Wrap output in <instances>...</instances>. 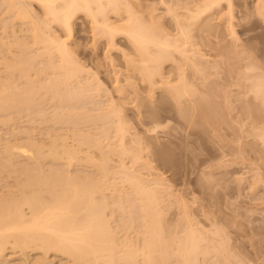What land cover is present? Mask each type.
Returning a JSON list of instances; mask_svg holds the SVG:
<instances>
[{
    "label": "bare ground",
    "instance_id": "obj_1",
    "mask_svg": "<svg viewBox=\"0 0 264 264\" xmlns=\"http://www.w3.org/2000/svg\"><path fill=\"white\" fill-rule=\"evenodd\" d=\"M4 1L2 2L5 3V6L4 3H2L1 6H3V8H0V10H2V12L3 11L5 12L4 17L6 16V14L8 17H5L7 19V22L3 23L6 21L2 15L4 12L0 14L2 15L1 17L4 18L3 20L0 19L3 21V22L0 21V24L2 23L4 24L2 25V27L0 26L4 31L3 32L4 34L3 33L0 34V67L2 68L4 67L3 71H5L4 73L2 71V74L0 72V115H1L0 125L1 123H4V125H6L5 129H7V125H9L8 129L12 128L13 130L16 131V129L14 128L17 126L16 123H18V120L15 119L14 117L15 115H17L18 117L24 114L25 112L32 113L35 111L34 113H38L43 111L44 107L43 105L40 104L41 103L45 104V102H43L44 100L40 99L41 97L43 98L50 97L49 99L51 101H53V99H55L56 101L57 99V101L59 102L56 103H58L59 106H61L60 104L62 102L65 103L68 101L71 102V103L68 102L66 103V105L64 104L62 107H59L60 109L63 108L62 113L61 112L58 113L60 110L59 108H55L56 107L55 105L52 114V116L53 115L54 116L51 117L52 119L57 118V120L60 121L64 117L66 119L67 118L69 119L70 117L75 122H77L78 120H80V117L79 119H77L79 113L80 115L81 113L83 114V110L77 109L78 107L77 103L78 102L81 103L80 107H84L83 105H85L84 102L83 103L80 102L84 100H80V99L89 96L90 99L92 98L94 101V98L92 96L88 95V93L86 95V91L89 90V88L91 89V87H89L90 85L88 84L89 82H87L84 78L83 79L85 81H83V79L81 78L83 76L85 68L76 61V58H74L75 57L74 50L71 49L73 51L71 52L69 50L70 46H68L69 45L68 39L72 37L74 31L73 30L74 18H76L79 15H83L84 17L88 18L91 21L92 23L91 28H92V32L94 33V40L97 41L101 38L105 39L106 40L105 43L108 47V50L111 51L116 49L117 47L116 38L119 35H123L126 38V40L130 42V45H132V54L131 55H127L128 53L124 54L127 63L125 68L128 72L126 74V81L129 86L135 87V84L134 82H132V79L135 78V76H138V78L142 82H144L149 88L153 89L160 87L161 85L163 86L160 88H169V89L171 88L172 90L169 93V95L170 96L172 95V97L174 98L173 100L175 105H178L179 108L182 107V105H186V108H182L185 110L184 111L185 116L183 115V117L189 115L190 116L189 118L192 119L193 121H196V119H198L197 121H199L200 123L202 122L203 125H209V126L212 125L213 127L215 125L217 126V124L221 122V119L223 117L220 106L216 105L213 99L206 98V96L203 97L198 94L199 92H195V90L193 89L199 88V86H201V88L217 87L215 86L216 82L213 79L214 74L213 72H211V70H213V68L215 69V67L217 66H218L217 70H219L220 68L219 63L221 65V61H223L222 59L219 63L214 62L215 67H212L211 65L212 62L209 61V59L207 60L204 59L205 57V55L203 54L204 52H202L203 51L202 49L201 51H199V49H197L198 46L199 47L200 45L202 46L204 42V44L207 45V47L205 48L209 47L212 50L215 49L220 50L219 53L222 52V54L220 55L222 56L224 55V57L226 56V58L228 57L227 59L231 58V60H234V56L236 52H238L235 51V48H231L227 50L228 52L226 51L227 52L226 54L225 46L223 47L221 46L223 39L218 35V31H219L218 28L220 29V27L218 24H215L216 23L215 21H217L216 19H218V16L222 15L221 12H223V10L222 11L218 10V8L225 0H191V2L187 1L188 4L191 3L190 4V6H192L191 9L187 6H184L182 2L181 3L183 5L179 2L175 4V7L169 6L168 12L172 14L171 15L172 17L174 15L175 16L174 18L176 20L175 23L176 25L174 26L173 25L174 23L172 24L173 27L174 28L176 27V30L178 31V34L176 33H175L176 35L174 34L175 36L170 31H168L170 32L169 34L167 32L168 29L163 27V23L157 20L160 17L158 15H155L154 13L155 9H152L151 12L147 14V17L145 19L144 17H142V15L140 16L139 11L135 10L134 4L129 0H4ZM159 2L163 5L169 3L168 0H159ZM227 2L229 5L228 6L229 15L233 17L234 15L233 0H227ZM33 4H37L40 7V9H42L41 11L43 12L42 14L43 16L41 15L39 16L43 18L35 15L32 12L33 10L31 9ZM183 6L184 8H188L187 10H189L188 11L189 13L186 12V14L185 13L182 14L177 12L178 8L179 7L183 8ZM255 7H257L255 8L256 12L258 10L257 13H263L262 10L264 8V0H256ZM224 15L225 13L223 14V16ZM113 17L115 19L117 18L116 22L112 20ZM180 17H183L187 20L185 21V19ZM231 17H229V19ZM213 21L215 23H213ZM19 24L20 25L27 24L26 25L28 26L27 31L29 32L28 38L31 37L28 39V42H26V40L23 41L25 38H18V35H17L18 40L15 39L16 36H14L15 35L14 29ZM55 25L65 30L67 35L66 36L67 38L65 40L62 39L61 41L60 40L61 37H58V35H55V33H53L54 30L52 31V28ZM174 28L173 30H175ZM10 29L11 30L13 29L12 32L14 31L12 33L13 37L10 36L11 34L9 33ZM248 30L249 31L253 30V27H250L249 29H247V31ZM194 32L197 34L194 35L193 34ZM231 33L234 36H236L235 30L232 29ZM9 37L10 40L13 38L12 40L13 41L17 40V42L8 40ZM212 37H214L215 39L217 38L219 39H217L218 41L217 40L214 41L213 40L214 38ZM196 38H200L202 40L201 42L202 44L200 42L196 43L199 40L197 39L195 42L194 39ZM10 42H12V44L15 43L16 47L18 45L20 50V55L17 53L18 56L14 57L12 60L10 58L11 55H7V58L9 56L8 58L9 60L5 57L6 56L5 54H9V53L12 54L11 52L14 53V51H12L13 50L12 48L15 44L12 46ZM9 45L10 48L12 47L11 48L12 50L9 49L8 47ZM230 45L233 44L231 43ZM36 48L38 49L35 50ZM228 48H230V46ZM31 49L32 50L34 49L35 51L34 55L31 54L32 51ZM201 52L203 55L199 54ZM207 53L210 54V52ZM198 54L201 56V57L199 56V59L197 56ZM177 56H179V58ZM169 62H171V64L169 65L174 64L173 65L174 67L172 66L174 69L172 68L171 71L169 70L167 71L168 73L170 72L174 74L175 78H172V80H171L172 74L171 75L165 74L166 72H164L166 71L164 70L165 67L164 65ZM3 64L5 66H3ZM232 64L230 65L229 63L227 65L231 68ZM209 66H211L212 68ZM2 68H0V71L2 70ZM254 69H256V67H253L251 65L248 67V70H254ZM47 72L48 73L50 72L51 75L49 74L48 79H45L47 82L43 78L42 80L45 82L42 81L41 83L40 81L41 78L44 75H46L45 73ZM3 74L5 76L1 77ZM190 74L192 76L191 78L189 77ZM166 75H168L169 77L168 76L166 77ZM246 79L250 82L249 88H251V92L255 94L256 98H258L257 100L261 99L264 105V76L262 75L249 76ZM195 80L197 82H195ZM236 85L238 87L240 86L239 83L238 84L236 83ZM122 88H119V91L120 89L122 90ZM42 91L45 94H43ZM39 92H41V94L43 95L38 94ZM92 92L93 91L91 90L89 91V93ZM91 95L94 94L92 93ZM37 96L39 97L40 102L38 101ZM94 96L97 97L96 94ZM164 97L167 98L166 96ZM162 99L164 100V98ZM50 100H48L47 98V100L45 101H50ZM87 100H85L86 101L85 103L89 104V100L88 102ZM163 100H161V103L163 102ZM73 101L74 102L76 101L75 102L76 106L72 104L74 103ZM70 104L72 106H70ZM64 106L67 107L64 108ZM40 108L43 109L40 110ZM45 109H47V107H45ZM45 109L43 112H46ZM96 109L95 111H98L97 113L98 119H97V115L91 114L89 111H87L88 113H90V116L95 115L97 120H95V117L91 116L92 119L95 120V122H93L92 119L89 118L90 117L89 115L86 116V118L85 115H83L84 117L83 116H82L83 118L81 117L82 119L79 121V123H82L83 121H85L86 123L88 122L91 123L90 122L91 120L93 125L95 124L97 130L96 134L98 130L102 128L100 133L104 131L102 133L103 136L100 133L99 135L97 134L100 137L96 136V134L93 136L95 139L93 137L91 139L90 138L91 136L89 137L82 136L81 138L84 137L85 138L83 139V141L80 140L82 141L79 143L81 144V149L82 147H84L83 149H85V146L87 145L90 146L92 144L93 147L95 148L99 146L101 147L103 141L102 140L100 141V138L103 139L102 137H104L105 136L104 134H106V139H107L109 136L108 132L109 130H111L109 128L110 125L108 126L107 125L108 123L106 124V121L108 122V118H112L111 120H109L111 122L109 124H112L110 127L113 126L111 131L112 132L114 131L113 129L114 126L117 127L115 131L119 135L118 138L120 137L119 140H121L122 138L121 142L119 143H121V146L123 148L125 147L124 149H126V146H124L125 143L123 144V137L121 136L125 135V134L123 135V133H125L126 130L128 131V127L127 124L125 123L126 121L120 118L121 116L119 117V114L121 112L118 110L117 107L113 108L115 110L108 109L111 110L109 112L107 110H102L103 111L102 112L100 108H96ZM116 109L118 110V112ZM256 109L254 110V112L257 115L264 113L259 108ZM56 110L57 113H55ZM99 110L101 112H99ZM104 111L106 114L104 113ZM1 112L5 114V115L3 114L4 118ZM87 112L85 111V113ZM181 112H183V110ZM31 113L29 116L32 115L31 117L33 118L29 117L31 119V120L29 119V121H32L34 117H36V115L38 116V114H35V116H33L34 114ZM152 114L153 116H155L157 114V111L156 112L153 111ZM46 115L47 114H45L44 116L43 114L42 117L41 116L40 117L43 119H47L46 117L48 116ZM74 117L77 118L74 119ZM115 117H117L119 119L117 120L120 121L118 125L116 121L114 122V120L116 119ZM84 118L88 122L84 120ZM87 118L90 120H88ZM99 120H100L99 124L103 120L102 125L105 124L104 126L107 125L108 128L105 129V127L102 125L101 128H99L100 127L99 124L97 127L96 122H98ZM74 121L71 120L70 122L69 120L68 122L74 124ZM61 122L67 123V120L66 121L62 120ZM124 123L126 124L125 126L127 127V129L124 127ZM15 124L16 126H14ZM104 129L108 130V132L106 133ZM27 130L29 131V129ZM27 130L25 131L20 130L19 133L21 135V131H22L23 136L27 134L26 138L29 139L28 142L27 139H25L26 142L25 140L21 139L25 143H23L21 140L20 142L13 141L14 143L12 142L6 143L5 141L1 143L2 140H0L1 146H3V144L5 143L3 148L0 146V169H2V172L7 173L8 171L7 168H11L13 166H14L13 168L17 170L18 167H21V163L23 165L29 161V163H26V165L22 166L23 169L21 170V172L19 171V169L21 168L18 169L19 175L20 173L21 176H23L22 175L23 173L25 175V179L23 178L24 179L23 182L21 178H19V180H21L20 181L21 183L19 185L21 192L20 193L18 192L19 191L18 187L14 188L15 190L18 189L17 194L20 197L18 196L17 197L20 199H17V197L14 196L15 192L14 194L13 193L9 194L10 196L11 195L14 196L15 197L14 199L13 198L10 199L8 195H7L8 199L6 198L4 199V201L2 198H5L6 196L1 198L2 200L0 202V264H38L39 260L37 259V257L38 258L40 257V262H41V259L47 260L51 258L50 256H52L53 258L56 256L63 257L65 258V260L63 259V261H66V257H67L68 259H72L74 261V263L71 264H139L142 262H143L142 264H196V263L208 264V262H205L207 260L206 256L207 255L209 256L211 251H212L211 256L214 255L213 253L216 254L217 252V254H219L218 257H220V255H222L223 257L222 259L211 258L210 260L212 261V264H214L215 261H217L216 259H218V261L221 260L220 262H218L219 264L221 263L222 264L223 263L253 264V262L251 261L245 263L243 262V260L239 259L240 257V256L238 257L239 253L237 255L236 254L237 252L233 250L237 246L236 247L234 246L235 248L231 247L233 248L232 249L233 251L229 249V245H230L229 240L226 241L225 238H222V237L227 238L226 236L227 233L225 234L226 231L224 230L225 228L223 229L222 226L221 228L217 226L214 220H212L214 223L210 222L209 224V220H208L209 217L208 218L206 217L208 220V224L209 225L212 224V228L214 230L216 229V231H213V229L211 230V232H209L210 230L207 231L204 230L203 229L204 227L203 228L201 227L204 226L203 221H202L203 225H200L201 223L199 224L198 222L196 223V225H198L196 226V228L200 226L201 228L200 227L199 228L201 229V231L199 228L194 230L193 228H195V226L189 224L187 221V225H191L189 226V230L190 227L193 226L191 231L188 232L189 231L188 228L184 229L185 228L184 226L183 231L180 234L183 237L182 236L180 237L179 235L180 231L177 229L172 231V233L179 231L178 235L177 236L175 235L177 234L176 232L174 233L173 236L171 231L166 227L167 225L163 219V216L162 218L160 217L161 213L163 215V211L160 210L161 207H158L159 204L161 203L159 202L161 201V198L157 197L159 196L158 194H161L160 189H158L160 193L159 192L157 193L158 190L155 186L154 188L149 185L150 189H148V184H147L148 182L142 181L144 179L143 178L141 179V177L138 174L136 176L137 178L133 176V174L134 175L136 174L133 172L132 174L128 171L127 168H124L125 166L123 162L121 163L122 166H119V169L120 167H122L123 168V169L121 168L122 170L125 169L124 172L125 171L129 172L132 176L131 178L130 177L129 178L130 180L133 179L132 181L134 182L133 183L127 180L128 178L126 177L128 174H126L125 172L126 176H124L125 178L124 177L123 178L125 179L126 182L129 181L128 183L131 184H128L127 186V189L129 188V190H127L125 187L124 192L125 193L126 191L129 192L131 188L134 190V191L132 190L133 191L132 193L137 191V193L140 195L137 194L138 195L137 197L136 193H134L133 195L129 196L130 193L128 192H127L128 195L127 193L126 194L122 193L124 188H122L123 190L121 188H113L112 191H115L116 189H118L119 192L121 190L122 191L120 192V197H118L117 194L119 195V193H116L117 192L116 190V192H114L116 194L111 196L112 198L111 200H109L110 199L109 196L111 195L112 192H110L111 190L107 186V183L109 182V180L107 179H109L108 178L110 174L109 171L111 169L109 168V162H110L109 160L111 158L109 159L108 156H111L112 153L117 154V152H121V151L122 154L120 153L121 155L118 154V156H124L126 151L128 155H130L129 154L131 153L130 150H132L133 148L130 149L129 147H127V150L124 153L123 152L124 149L122 147H119L120 145L118 146L116 143L115 146L112 144L114 146L113 149L115 151L118 150L115 152L112 149L113 146L109 143L112 147L109 145L107 146L106 149L112 152L107 153L108 150L105 151L106 154H111V155H104L105 151L101 150L102 152L101 157L102 155L103 157H102V161L99 162V166H98L99 172L97 171L96 168L94 169L96 170L97 174L96 172L82 173L83 170H81L82 175L80 173L77 174L78 172H80L78 171L80 170L78 168H77L78 170L74 168L76 169L75 173L77 172L76 173L77 175L73 174L74 169L73 172L72 170L70 171L72 173L68 174L66 172H68V170L71 169L68 163L70 164L75 163L74 161L77 160V155L79 156L81 152L80 145L79 147L75 146L77 148L73 146L70 147V144L67 142L66 139L67 136L63 134L65 136L64 137L61 134L59 135V138L57 137L54 140L52 139V142L51 139L49 140L50 142H48V144L51 143V145L49 146H52V148L51 147L48 148L47 144L45 145L46 142L43 141L44 143L43 142L40 143L37 142V140L36 141L33 140L32 137L30 136L31 132H28ZM7 131L10 132L9 130ZM261 138L263 139L264 137L261 136ZM42 144H44L45 146ZM116 146H118V148ZM43 147H45V150L49 149L48 154L45 153L47 152V150L44 151ZM108 147H110L112 150ZM115 147L117 149H115ZM119 148H122L121 151ZM97 149L100 150L102 149V147ZM132 153H134L135 156L136 154H138L140 158V154L138 151L136 153V151L134 150V152L132 151ZM87 156H89V154ZM86 157H85L86 160L82 157L83 158L82 160L83 161L85 160V162H87L90 156L87 158ZM15 158H17V160L18 158H20L21 161H18L20 166H18L19 164L17 163V160ZM48 158L52 159L53 162L51 161V163L53 164L56 161L58 162V160L60 161L62 159L60 161V162L63 161L61 165L65 164L64 160H66V163L68 162L67 166L66 164L64 165L66 166V169L63 168L64 166H62V168L66 170V172L63 169H61V165L59 164L60 162L58 163L60 165V168L56 167L57 165H55V166H51L53 167L51 169L50 167L49 169L47 168L48 171L47 170L43 171L45 168V164L44 167L41 166L43 165L44 162H47L46 159ZM90 158L92 161V159L94 160L95 157L93 158L91 156ZM135 158L133 157L132 160L134 161ZM139 158L137 157L136 160H139ZM89 160L87 162L88 165H86V163L84 162L85 166H89V165L91 166V161L89 162ZM42 161L43 163L41 164ZM14 162L15 164L16 163L18 164L16 165L17 167L15 166V164L11 166L12 163ZM81 165L80 168L82 169ZM13 168L12 171L9 172H13ZM16 170H14V172H18ZM23 170L24 172L22 173ZM33 170L35 171L33 172ZM85 170L86 167L84 171ZM87 170L92 171L90 169ZM124 172H122V174ZM88 173L89 174L92 173L93 175H88ZM98 173L100 174V176L101 175L102 176L98 177L99 176ZM130 174L128 176H130ZM17 181L18 179L15 180L18 186L19 182ZM113 181H111V188L113 186L114 187L116 186V182ZM112 182L113 184L115 183V185H113ZM118 185L119 183L117 184V187H119ZM160 186L162 185L160 184ZM106 189H108L109 191H107ZM106 191L107 193L110 192V195L109 194L107 195ZM123 194L127 195V197L125 196L126 198L130 197L132 199L133 196L135 198L137 197L135 200L138 199V202L133 201V199H132L133 202L126 201V199H124L125 197L123 196ZM141 195L143 197H142V201L140 202L139 200H141L140 199ZM114 197H117L119 199ZM130 198L127 200H130ZM124 203L127 205L128 210H126ZM133 203H137V204L139 203V204L132 205ZM140 203H142V206L140 205ZM128 205L131 206V207L129 206L130 209ZM113 206H116L115 208L117 209L118 212L113 209L114 208ZM137 206L142 207L141 213H140L141 208L138 210ZM109 207L113 210H111ZM109 209L112 211V212L109 211L111 212V214L108 213L109 215H111V217H108L107 216L108 214L106 213ZM136 210L139 211V212L137 211L138 212L137 214L139 213L140 215L142 214L143 218L146 219L145 227L141 228V226L139 225L137 226L135 224L138 227V230L136 227L135 229H133L134 223H136L134 222L136 219L133 220L134 215L136 217ZM115 212L120 214L116 215ZM205 213H207L206 210ZM142 216H140V218ZM206 216H208V214H206ZM113 218L114 221L116 219L119 221L118 225H117L118 221L115 222L116 223L115 226L117 225L115 227L116 230H113L114 228L111 230L113 226L109 224V219L112 222ZM125 220L128 221L125 222ZM141 220L139 224L141 223ZM136 221L138 222V219ZM196 221L199 220L195 219V222ZM120 222L123 224H121ZM129 222H131L132 225L128 224L127 226V223ZM162 222H164L165 225H162L163 224ZM112 224H114V222H112ZM120 224H121V228H120ZM214 224H216L217 227ZM122 225H125V227H122ZM131 226H133V228ZM163 226H165L169 230V234L167 230L164 231L165 227L163 228ZM126 227H128L129 230ZM122 228L127 229L124 231L126 232L125 234L124 232L121 233L123 234V236L119 232V231H123ZM143 228H145V234H147L150 237L149 239L147 236H146L147 238L145 239L144 235H142L141 232H140L141 234L137 233V231L138 232L143 231L144 230ZM210 228L211 226L208 229ZM130 229H132L133 231L137 230L134 231V233L140 234L141 236L144 237L143 240L141 239L143 238L141 236H138L137 239L135 238V240L140 239V241H143L142 243H140L139 241L136 244L134 241L131 240L133 238H131L132 236L130 235V232L133 231H131ZM221 229H223L224 232ZM184 230L186 232V235ZM206 234L209 235L207 236ZM169 235L173 237H169ZM227 235H229V233ZM9 252L11 253V255L13 254L14 256H16L15 257L16 259L14 258V256L11 255L8 256ZM202 255L203 257H201ZM31 256L32 257L35 256V258H31L29 260ZM45 256H48V258H46ZM142 258L143 261L141 260ZM34 259L37 260H35L34 262ZM67 261L65 263L68 264L69 261L68 262ZM43 262H45L46 264V261L43 260Z\"/></svg>",
    "mask_w": 264,
    "mask_h": 264
},
{
    "label": "rangeland",
    "instance_id": "obj_2",
    "mask_svg": "<svg viewBox=\"0 0 264 264\" xmlns=\"http://www.w3.org/2000/svg\"><path fill=\"white\" fill-rule=\"evenodd\" d=\"M2 1H4V0L0 1V3H1L0 8H3V6H1V5H2V3L6 2V1H4V2H2ZM129 1L134 4L135 10L139 11L140 16L142 15V17H144L145 19L147 17V14L150 13L152 9H155V12H154L155 15H158L160 17L157 20L160 21L161 23H163V27L168 29L167 32L170 31L173 33V35L175 33L178 34V31L176 30V27L175 28L173 27V25L174 26L176 25L175 24L176 20L174 18L175 16L173 15V17H172L171 16L172 14L168 12V7L169 6L175 7V4L179 3V2L180 3L182 2L184 4V6H187L190 9L192 7V6H190L191 3L190 4L187 3V1L191 2V0H168L169 3L166 5L161 4L159 2V0H129ZM233 5H234L233 6V9H234L233 17L234 18L229 15V9H228L229 5H228L227 0H225V1H223V3L218 8V10H221V11L223 10V12H221L222 15H219L220 18L218 16V19H216L217 21H215L216 23L214 21H213V23L218 24L220 27V29L218 28L219 31L218 30L217 31H218L219 37H221L224 41V42L222 41L221 46L222 47L225 46V48H226L225 52L231 48H235V51H238V52H236V54L234 56V60H231V58H229L231 60L230 61L229 59H227L228 57L226 58V56L224 57V55L223 56L220 55V54H222V52L219 53L220 50H217V49L212 50L209 47L205 48V47H207V45H205L204 42L202 44L201 43L202 40L200 38L194 39L195 42L197 39L200 40V41L198 40L196 43L200 42L202 44V46L205 45L202 47L199 44L201 48L198 46L199 48L197 47V49H199V51H201V49L203 50L202 52H204L203 54L205 55L204 59H206V60L209 59V61H211L212 64L211 63H208V64H211L212 67H215L214 62L219 63L223 59V61H221V65L219 63V67H220L219 70H217L218 66L215 67V69L213 68V70H211V72H213L214 77H215V78L213 77V79L216 82L215 86H217V87L201 88V86H199V88L193 89V90H195V92H199L198 93L199 95H201L203 97L206 96V98L213 99L214 102L216 103V105L220 106L223 118L221 119V122L217 124V126L215 125L213 127L212 125L211 126L203 125L202 122L200 123L199 121H197L198 119H196V121H193L192 119H190L189 115H186V117H183V115L185 116V114H184L185 110L182 108H186V105H182V107H180V108L178 107V105H175L174 100H173L174 98L172 97V95L171 96L169 95V93L172 90L171 88L170 89L169 88H160L163 85H161L160 87H157V88H153V89L149 88L144 82H142L138 78V76H135V75H134L135 78L132 79V82H134L135 87L129 86L127 81H126V74L128 72L125 68L127 63H126V57L124 54H127V53H128L127 55L132 54V45H130V42H128L123 35H119L116 38V44H117L116 49L111 50V51L108 50V47L105 43L106 42L105 39L101 38L97 41L94 40V33L92 32V28H91L92 27L91 21L88 18L84 17L83 15H79L76 18H74V21H73V23H74L73 24V30L74 31H73L72 37H70L68 39V44H69L68 46H70V48L69 47L68 48L71 52H73L71 49L74 50V52H75L74 56L75 57L74 56L73 57L76 58V61L78 63H80L85 68L84 73H83L84 77L82 76L81 78L82 79L84 78L87 82H89L88 84L90 85L89 87H91V89L89 88V90H87L88 92L86 91V95L88 93V95H90L94 98V101L92 98H91L92 99L91 100L89 96L88 97L86 96L87 99L89 98L88 99L89 104L85 103L86 102L85 100H87L86 97L80 99V100H84V101H80V102H82V103L84 102L86 107H85V105H83L84 107H80L81 103H79L77 101L78 102L77 106L80 107V108L77 107V109L83 110V114L81 113V115H80V113H79L81 111L80 110L78 112L79 113L78 118L74 117V119H76V118L79 119V117H80V120H81L84 117L83 115H85V118H86V116H88V115L90 116V113L97 115V119H98V114H97L98 111H95L96 108H100L101 111L107 110L109 112L111 110H108V109H113V108L117 107L118 110L121 112L120 114L118 113L119 117L121 116L120 118H122L124 121H126L125 123L127 124V127H128V131L126 130L125 133H123V135L124 134L125 135L124 136H121L122 134L120 135L121 137H123V144L125 143L124 146H126V149H124L125 147L123 148L121 146V143H119V142H121L122 138H121V140H119L120 137L118 138L119 135L115 131L117 129V127L114 126V128H113L114 131L113 132L111 131L113 126L110 127L112 124H109V123H111L109 120H111L112 118H108V122L106 121V124L108 123L107 125L108 126L110 125L109 128L111 130H109V132H108V130H105L108 128V126L107 125L104 126L105 124L102 125L103 120L101 121L100 124H99L100 120L98 122H96L97 127H98V124L100 126L99 128H101V125H102L105 127V129H104L105 132L109 133V136L107 139H106V134H104L105 136L102 137L103 139L100 138V141L101 140L103 141V144H101L102 149L98 150L97 148H101V147L99 146V147L95 148V147H93V144L90 146H88V145L85 146L86 145L85 144L84 145L85 149H83L84 147H82V149H81V144H79V143L82 142L83 139L85 138V137L84 138H81V137L82 136H88V137L91 136L90 138L92 139V137L96 134L97 130H96L95 124L93 125V123H92V121L95 122V120H97L95 115L94 116L91 115L92 117H95V120H93L91 116L89 118L92 119V121L87 118L88 120H90L91 123H89L85 118H84V120H86L88 123H86L85 121H83L82 123H79L80 120H78V121L76 120L77 122H75L70 117H69V119L68 118L66 119L65 117L61 119V121L67 120V123L66 122L62 123L60 120H57V118L52 119V117L54 116V115L52 116V114H53L55 105H56L55 108H59V107H62L64 104L66 105V103H68V102L71 103V102L70 101H68L66 103L62 102L63 103L62 104L60 101L61 106H59V104L56 103V102H59V101H57V99H56V101H55V99H53V101H51L49 99L50 97H47L46 95L45 96L50 101H45V100H47V98L41 97L40 99L44 100L43 102H45V104L41 103L40 105H43L44 109H45V107H47L48 110L47 109H45V110L48 113L43 112L44 111L43 108H42L43 111H41L42 115L44 114V116H45V114H47L46 115V116H48V117H46L47 119L41 118L42 117L41 112L34 113L35 111L32 112L34 114L33 116H35V114H38V116L36 115V117H34L33 120H35V121L32 120L33 122L29 121V119H30L29 117L32 116V115L29 116L31 112L30 113L28 112L29 114L27 112H25L24 114H22L18 117H17V115H15L14 116L15 119L18 120V123H16L18 127L16 126V124L14 125V126H16L14 128V129H16V131L13 130L12 128H11L12 131H11V129H8L9 125H7V129H5L6 125H4V123H1V125H0V136H1L0 140H2L1 143H3L4 141L6 143L7 142L14 143L15 141L20 142L21 139L25 140V139H27L26 138L27 134L24 132L26 135L24 134L25 136H23L22 135L23 132L21 131V135L19 132H20V130L25 131V130L29 129V131L28 130L27 131L31 132L30 136L32 137L33 140H35V141L37 140V142H40V143H42L44 141V142H46L45 145L47 144L48 148L49 147L52 148V146H49V145H51V143L48 144V142H50L49 140L51 139V142H52V139L54 140L57 137L59 138V135L64 134L65 136H67L66 139H67V142L70 144V147L71 146H73V147L78 146L79 147V145H80L81 152H80L79 156L77 155V160L74 161L75 163H71L73 166L67 162L70 165V166L69 165L68 166L71 169L70 170L67 169L68 172H66V170L63 169V168L66 169V166H67L66 160L63 159L65 164H66V166H64L65 164L61 165L63 163V161L60 162L62 159L60 161L58 160V162L54 161L55 163L53 164V163H51V161H52L51 158L46 159V161L48 163L47 162L43 163V161H44L43 160L41 162V164L43 163V165L41 167H44V164H45V168H44V170L43 169L42 170L48 171L49 167H50V169L53 168L51 166L57 165L56 167L60 168V165H61V169H63L68 174L72 173L74 168L80 169V170L77 169L78 171H80L78 173L76 172L77 174H79V173L81 174V170H83L82 173H87V172H89V173L93 172L94 173V172H96V170H94L95 168L99 172V169H98L99 162L102 161V157H103V155L101 157V153H102L101 150L107 151L108 149H106V148L110 144L111 145L113 144L115 146V144L117 143L118 146L120 145L119 147H122L124 149V151H123L124 153L127 150V147H129L130 149L133 148L136 151V153H137V151L139 152L140 158H139L138 154H136V156H135V154L132 153V151L134 152L133 149L130 150L131 151V153H129L130 155H128V153L126 151L124 156H118V154H120L122 152L121 151L122 148H119L121 152H117V154L112 153V155H111V154H106V151H105V153L103 152L104 155H111L108 157H109V159L111 158L109 160L110 161L109 162V168H111L112 170L110 169L109 177L107 176L109 178L107 180H109V182H110V183L109 182L107 183V186L110 188V190H111L110 192H112L113 194L111 193V195H110V192L107 193V191H109V190L106 189L107 195L108 194L110 195L109 200H111V198H112L111 196L115 195L116 193H119V195L117 194V196L120 197V192L123 190L122 188H124L122 193H125L124 192L125 187L127 189L128 184H131L128 182L129 181L133 182L132 181L133 179L130 180V178L132 177L130 173H132V172L135 173L136 175H134L132 173L133 176H135V177L138 174L141 177V179L142 178L144 179L142 181L148 182V183L146 182L148 184V189H150L149 188L150 186H152V187L155 186L157 188V190L160 189L161 194H158L159 196H157L158 198H161V201H159L161 203L159 204L158 207H161L160 210L163 211V215L159 211L161 213L160 217L162 218V216H163V219L167 225L166 227L171 231V233H172V231L177 229L180 231V233H179V231H176L177 234H175V235L177 236L178 233L180 235L183 231L184 226H185L184 229L188 228V230H189V226H191V225H187V221L189 224H192L193 226H195V228H193V226L190 227V230L188 232H190L192 228L194 230L198 229L200 226L198 228H196V226H198V225H196V223L198 222L199 224L201 223L200 225H203L202 221L204 222V226H201V227L202 228L204 227L203 228L204 230H206V231L210 230L209 232H211V230L213 228H212V224L211 225H209V224H210V222H213L212 220H214V222H216L217 226H219L220 228L222 226L223 229L225 228L224 229L226 231L225 234L229 233L230 236L226 234L227 238L226 237H222V238H225L226 241L229 240V244L231 245V246L229 245L230 250H232L233 248H235L237 246L236 248H238V249L235 248L233 250L237 252L236 253L237 255L239 253V255H238V257L240 256L239 259L243 260V262H245V263L251 261V262H253V264H264V138L263 139L261 138V136L264 137V113L257 115L254 112V110L256 108H259L261 111L264 112V105H263L261 99L257 100L258 98H256L255 94L253 92H251V88H249L250 82L246 79L249 76H259V75L264 76V8L262 10L263 13H257L258 10H257V12L255 11L256 10L255 8H257V7H255L256 0H233ZM4 6H5V3H4ZM184 6H183V8H180L181 7L180 6L179 7L180 9L178 8L177 12L182 13V14H184V13L186 14V12L189 13L188 12L189 10H187L188 8H184ZM31 10H33L32 12L35 15L43 16L42 15L43 12L41 11L42 9H40V7L37 4H33ZM0 11H1L0 14H2L4 12V11L2 12V10H0ZM224 13H225V15L223 16ZM2 15L4 17L5 12ZM2 15H0V17ZM41 16H39V17H41ZM3 17H1L0 19L3 20L5 17H8V16L6 14V16L4 18ZM229 17H231L230 18L231 21H230ZM41 18H43V17H41ZM180 18H183V17H180ZM116 19L114 17L112 18V20H114L115 22H116ZM183 19H185V18H183ZM2 20H0V21L3 22ZM5 20H4L5 22H3V23L7 22L6 18H5ZM186 20L187 19H185V21ZM3 23L0 24L1 27H2V25H4ZM26 25L27 24H21V25L19 24L18 26L15 27V29H14L15 32L13 31L15 33L14 36H16L15 39H17V35H18V38H25L23 41L26 40V42H28V39L31 37L28 38L29 32L27 31L28 26H26ZM250 27H253V30L247 31V29H249ZM53 28H52V31L54 30L53 33H55V35H58V37H61V39L59 38L61 41H62V39L65 40L67 38L66 37L67 35H66V32L64 29H61L60 27H58L56 25ZM173 28L176 31L173 30ZM232 29L236 31V34H235L236 36H234L231 33ZM12 30L10 29V31H9V33H11L10 34L11 37H13ZM3 32L4 31L1 28L0 34H2ZM170 32H168V33L170 34ZM195 32H197V31H195ZM195 32L193 33L194 35L197 34ZM219 32H220V34H219ZM172 33H171V35H172ZM212 38H214V37H212ZM12 39L10 40V37L8 38V40H10V41H13ZM217 39H219V38H217ZM217 39L214 38L213 40L215 41ZM17 40H15V41L17 42ZM15 41H13V42H15ZM19 41H20V39H19ZM10 43L12 44V42H10ZM231 43L233 45H230ZM14 44H12V46ZM196 46H197V44H196ZM229 46H230V48H228ZM235 46L237 47V50H236ZM8 47L10 50L13 49L12 51H14V53L11 52L12 54H10V53L5 54L6 58H7V55H11L10 58L12 60L14 57L18 56V54L20 55V50H19L18 45L16 47V44H15L13 46V48L11 47L12 49L10 48V45ZM38 48H39V46H38ZM38 48H36L35 50H37ZM207 49H209V50H207ZM124 52H126V53H124ZM202 52L199 54L203 55ZM207 52H210V54ZM227 52H226V54H227ZM34 53H35V51L33 49L31 51V54L34 55ZM31 54H30V56H31ZM199 54L197 55L198 59L200 56ZM211 55L212 56L214 55L215 57L214 56L212 57ZM216 56H219V57H216ZM177 57L179 58V56H177ZM8 58H9V56H8ZM180 63H183V62H180ZM229 63H230V65L233 63L232 67H231L232 69L227 65ZM169 64H171V62L164 65L165 66L164 70H166L164 72H166L165 74L171 75L172 73H170V72L168 73L167 71L168 70L171 71L172 68L174 67L173 66L174 64L173 65H169ZM234 64H235V67H234ZM225 65L228 67H226ZM250 65L253 67H256V69L248 70V67ZM3 66H5V65L3 64ZM209 67H211V66H209ZM0 68H2V67H0ZM3 69H4V67L0 71L1 74H2ZM4 72L5 71H3V73ZM214 72H216V73H214ZM45 74L46 75L43 74L44 75L43 77L41 76L42 77L40 80L41 83L43 81L42 80L43 78H44V80L48 79L49 74L51 75L50 72L49 73L47 72ZM47 74H48V76H47ZM215 74H217L218 76ZM4 76L5 75L3 74L1 77H4ZM167 76L168 75H166V77ZM228 76H230V77H228ZM189 77L190 78L192 77L191 74L189 75ZM172 78H175L174 74H172L171 80H172ZM229 78H230V80H229ZM82 79H79V80H82ZM84 79H83V81H85ZM45 81H43V82H45ZM217 81H219V82H217ZM195 82H197V81L195 80ZM236 83L237 84L239 83L240 86L238 87L236 85ZM121 86L122 87L124 86V87L122 88ZM119 88H122V90L120 89V91H119ZM90 90L93 91L92 93L94 95L96 94L97 97L94 95H91L92 93H89ZM98 90H100V91H98ZM167 90L168 91L170 90V91L168 92ZM43 91H42V93L45 94ZM38 94L43 95V94H41V92H39ZM40 95H38V96H40ZM164 96H166L167 98H165ZM207 96H209V97H207ZM162 98H164V100ZM37 99L40 102L39 97ZM88 100H87V102H88ZM161 100H163L162 103H161ZM75 102L72 104H74L76 106ZM67 106H68V104H67ZM67 106H64V108H66ZM70 106H72V105L70 104ZM75 106H73V107H75ZM42 109L40 108V110H42ZM62 109L59 108L60 111L58 113H60V112L62 113L63 112ZM96 110H98V109H96ZM100 110H99V112H101ZM113 110H115V109H113ZM118 110H117V112H118ZM182 110H183V112H181ZM36 111H38V110H36ZM85 111L86 112L89 111L90 113L87 112L88 113L87 114V113H85ZM153 111H155V112L157 111V114L155 116H153V114H152ZM55 113H57V110ZM104 113H105V111H104ZM1 114L4 118L5 114L2 112H1ZM31 118H33V117H31ZM115 118L116 119L114 120V122L116 121V123L118 125V123L120 121H118L119 119L117 117H115ZM69 120H70V122H71V120L74 121V124L69 123L68 122ZM125 123H124V127L127 129V127L125 126L126 125ZM14 126H11V127H14ZM48 128H50V129H48ZM101 129H99L100 131L98 130V132H97L98 135L101 132ZM7 130H9L10 132H8ZM103 132L104 131H102V133ZM102 133H100V134L103 136ZM28 134H30V133H28ZM97 134H96V136H98ZM261 134H263V135H261ZM49 137H51V138H49ZM98 137H100V136H98ZM98 137H97V139H98ZM109 137H110V139H109ZM7 140H9V141H7ZM28 140L29 139H27V142H28ZM80 140H82V141H80ZM25 142H26V140H25ZM25 142H23V143H25ZM4 144H3V146H1V144H0V146L3 148ZM42 145H44V144H42ZM103 146L104 147L106 146V147L104 148ZM114 146L112 147V149L114 148ZM118 146H116V147L118 148ZM116 147H115V149H117ZM43 148H44V151L47 150V149L45 150V147H43ZM75 148H77V147H75ZM108 148H110V147H108ZM108 151H107V153L112 152L110 150H108ZM116 151H118V150H116ZM48 152H49V149L45 153L48 154ZM128 152H129V150H128ZM88 154L90 157L91 156L93 158L95 157L94 160L92 159V161H91V158L89 156H87ZM86 156L89 157L88 160L90 159L89 162L91 161V166L90 165L85 166L84 162L86 160L85 159ZM82 157L85 159L84 161L82 160L83 159ZM133 157L134 158L138 157L139 160H136V158H135L133 161L132 160ZM15 159L17 160V158H15ZM88 160H87V162H88ZM18 161H21L20 158H18V160H17V163L19 164ZM15 162L12 163L11 166H13L15 164ZM87 162H85L86 165H88ZM92 162H94V163H92ZM122 162L124 163V166H125L124 168H127L128 171L130 172L129 173V172L125 171L126 174H128V175L130 174V176L127 175V177H126V178H128L127 180H129L128 182H126L124 179L125 178L124 176H126L125 172H124L125 169L122 170L123 169L122 167H120V169L122 168L121 169L122 171L119 169V166H122L121 165ZM17 163L15 164V166L18 165ZM26 163H29V161ZM26 163L23 165H26ZM80 163L81 164L83 163L84 166H83V164L81 165ZM79 164L82 166V169L80 168ZM23 165L21 163V167H18V169L21 168V169H19L20 172L23 169V167H22ZM18 166H20V164ZM62 166H64V167L62 168ZM13 167L7 168V170H8L7 173L2 172V169H0V171H1V173H0V202L2 199H3V201L6 198L8 199V196L10 199H12V198L14 199L15 198L14 196L20 197L17 194L18 189L15 190L14 188L18 187L19 188L18 192L19 193L21 192L19 185L21 183L20 181L22 180V182H23V180L25 179V175L23 173L24 170L22 171L23 176H21V173H20V175L18 174L19 173L18 169L16 170ZM69 167H67V168H69ZM85 167H86V170H85L86 172L84 171ZM12 168H13V172H14V170H16L18 172H14V173L9 172V171H12ZM9 169H11V170H9ZM76 169H74V173H73L74 175H77L75 173ZM87 169H90L92 171H89ZM71 170H72V172H70ZM34 171L35 170H33V172ZM122 172H124V173L122 174ZM35 173H33V174H35ZM89 173H88V175H93L92 173L91 174H89ZM96 174H97V172H96ZM83 176H84V174H83ZM101 176L99 174L98 177H101ZM16 177L18 179L17 182H19L18 186L15 182V180H17ZM19 178H21V180H19ZM110 179H111V181L114 180L113 182H116L115 187L113 186L111 188ZM113 182H112V184H113ZM117 182L119 183V185H118L119 187H117V184H118ZM108 184H110V185H108ZM160 184L162 186H160ZM113 185H115V183ZM129 187H132V186H129ZM113 188H121L122 190L119 189V190H121L119 192L118 189H116L117 190V192H116V190L112 191ZM127 190H129V188ZM132 190L133 189L130 188V191L129 192L126 191V193L127 192L130 193L129 196L133 195L134 193H136V195L138 194L137 191L132 193L134 191V190L133 191ZM14 192L16 195L14 194ZM114 192H116V193H114ZM158 192H159V190L157 191V193ZM11 193H13L14 196L11 195L12 196L11 197L9 195ZM128 193H127V195H128ZM125 194H123V196L127 197V195H125ZM138 195H140V194H138ZM138 195H137V197H138ZM2 197H5V198H2ZM18 197H17V199H20ZM109 197H107V198H109ZM126 197L124 198V199H126V201L138 202V199L135 200L137 197L135 198L133 196L134 197V198L132 197L133 201L130 197H128V198H126ZM140 197H141L140 198L141 200H139V201L141 202L143 196L141 195ZM114 198H117V197H114ZM129 198H130V200H127ZM117 199H119V198H117ZM135 204L138 205L139 203L138 204L133 203L132 205H135ZM130 205H128V207ZM140 205L142 206V203H140ZM124 206H125L126 210H128L127 205L125 204ZM141 206L140 207L137 206L138 210L141 208L140 213L142 210ZM110 207H111V205H110ZM113 207L112 208L117 211V209L115 208L116 206H113ZM130 207H129V209H130ZM110 209L106 212L107 214L108 213L111 214V212H112L111 210H113V209H111V210ZM134 209H136V208H134ZM138 210H136V217L134 215V219H133V220L138 219V222L135 220L134 222H136V223H134V228H133V226H131L133 229H135V227H136L137 230H138V227H137L138 225L141 226V228L145 227V225H146V221H145L146 219L143 218L142 214L141 215H140V213L137 214L139 212ZM205 210L207 213H205ZM109 211H111V212H109ZM204 213H205V215H204ZM115 214L119 215L120 213L115 212ZM206 214H208V216H206ZM212 215H213V217H212ZM107 216L111 217V215H109V214ZM140 216H142V217L140 218ZM206 217L210 218V219L208 218L209 224H208V220ZM163 219H161V220H163ZM195 219H198L200 222L199 221L195 222ZM140 220H141V223H140L141 225L139 224ZM190 220H192V221H190ZM117 221H118L117 219L114 221V218H113L112 222H114V224H112L111 220L109 219V224L113 226L111 228V230L113 228H114L113 230H116L115 227L119 224V221H118L117 225L115 226V224H116L115 222H117ZM126 221H128V220H125V222ZM193 222L195 225L193 224ZM143 223H144V225H143ZM162 223H163L162 225H165L164 222H162ZM121 224H123V223H121ZM121 224H120V228H121ZM128 224H131V222L127 223V226H128ZM216 224H214V225L216 226ZM208 225H209V227L211 226L210 229H208L209 228ZM122 227H125V225H122ZM164 227L165 226H163V228ZM166 227H165L164 231L167 230L168 234H169V230ZM126 228L128 229V227H126ZM126 228L125 229L122 228L123 231H119L120 234L123 233L125 230H127ZM122 229H120V230H122ZM143 229H144L143 231H139V232L137 230H134V231H137V233L141 232L142 235H144L145 239L147 237L149 239L150 237L147 234H145V228H143ZM180 229H182V230H180ZM223 229H221V230L224 232ZM130 230L133 231L132 229H130ZM204 230H203V232H204ZM134 231L133 232L129 231L130 235L132 236V237L131 236L130 237L133 238V239H131V238L130 239L137 244V242H139L140 239L138 238L139 240H135V238L137 239L138 236H141L140 235L141 233L137 234V233H134ZM200 231H201V229H200ZM213 231H216V229L215 230L213 229ZM176 232H174V233H176ZM184 232H185V230H184ZM125 233L126 232H124V234ZM174 233H172L173 236H174ZM121 235L123 236V234H121ZM185 235H186V232H185ZM173 236L169 235V237H173ZM181 236L182 235H180V237ZM223 236H224V234H223ZM141 237H143V236H141ZM144 237L141 239L143 240ZM231 239H233V240H231ZM142 242L143 241H140V243H142ZM140 243H139V245H140ZM231 247H233V248H231ZM211 252H210L209 256L208 255L206 256L207 258L205 257L207 259L205 262H208V264H212V261L210 260L211 258H221V259L223 258L222 255H220V257H218L219 254H217V252H216L217 256L215 253H213L214 255L211 256ZM10 255H11V253L9 252L8 256H10ZM241 255L243 258L241 257ZM11 256H14V255L12 254ZM32 256L29 258V260L31 258H35V256L34 257H32ZM53 256H55V255H53ZM15 257L16 256H14V258ZM45 257L48 258V256H45ZM50 257H49L50 259H47V260L41 259V262H40V257L39 258L37 257V259L39 260L38 264H43V263L45 264V262H43V260L46 261V264H67V263H65L68 259L67 257H66V261H63V259L65 260V258H63V257H59V256H56L54 258L52 256H50ZM201 257H203V255ZM42 258H44V257H42ZM37 259H34V262ZM71 260L72 259H68L70 264L74 263V261L73 260L71 261ZM141 260L143 261V258ZM216 260L217 261L214 260L216 264L221 261V260L218 261V259H216ZM69 262H68V264H69ZM142 263H139V264H142ZM196 264H201V263H196Z\"/></svg>",
    "mask_w": 264,
    "mask_h": 264
}]
</instances>
